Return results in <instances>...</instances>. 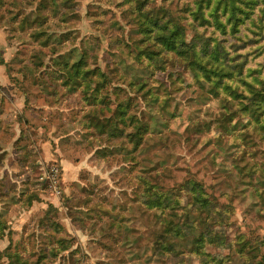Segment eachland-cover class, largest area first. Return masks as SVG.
Here are the masks:
<instances>
[{
	"label": "rangeland",
	"instance_id": "rangeland-1",
	"mask_svg": "<svg viewBox=\"0 0 264 264\" xmlns=\"http://www.w3.org/2000/svg\"><path fill=\"white\" fill-rule=\"evenodd\" d=\"M38 1L0 0V208L6 222L0 251L18 247L34 262L41 248L47 252L51 232L65 250L48 257L46 264H124L127 259L121 253L129 256L135 235L150 230L152 212L138 200L144 202L146 194L136 191L139 176H157L166 187L187 178L201 180L232 231L229 238L236 232L263 234L264 184L259 187L253 180L252 185L249 175L253 168L264 171V144L259 142L254 157L244 145H233L231 132L214 122L220 114L214 96L180 68L151 78L171 93L164 95L167 110L146 103L128 82L112 79V86L132 98L134 116L149 125L141 148L130 151L125 136L98 135L87 119L109 110L86 101L82 87L64 91L51 74L52 57L75 47L86 49L95 56L97 68L113 78L115 67L123 72L121 59L138 67L127 55L136 31L119 0H76L74 18L66 23L49 18L45 23L60 43L52 40L43 48L30 37L34 27L26 23L35 9L30 4ZM104 9L110 15H103ZM116 39L124 53L115 46ZM177 72L186 73L187 79H176ZM108 96L109 107H114L112 88ZM52 170L57 172L55 182L49 177ZM30 196L37 199L27 208ZM112 222L125 226L116 238L105 235L115 231ZM0 264H9L7 257H0Z\"/></svg>",
	"mask_w": 264,
	"mask_h": 264
},
{
	"label": "trees",
	"instance_id": "trees-1",
	"mask_svg": "<svg viewBox=\"0 0 264 264\" xmlns=\"http://www.w3.org/2000/svg\"><path fill=\"white\" fill-rule=\"evenodd\" d=\"M165 1L166 4L160 5L156 0L118 1L136 31L127 55L138 64L137 68L121 59L123 72L115 67L111 78L97 68L93 61L95 56L75 47L52 57L51 74L60 80L64 91L82 87L86 101L107 107L109 114L94 112L86 123L106 138L127 137L129 150L134 152L142 147L149 125L134 116L132 98L123 94L119 86H112V79L128 82L146 103L167 110L169 103L164 95L168 88L151 78L157 72L180 68L216 99L220 107V114L214 120L216 126L231 132L233 145H244L250 157H254L259 142L264 144V56H261L264 54V0ZM76 3V0L31 3L30 9H35L31 20L26 22L34 27L30 37L43 48L52 40L60 43L59 37L52 38L45 23L49 18H58L63 23L74 18ZM102 12L110 15L105 9ZM115 41V46L124 53L119 40ZM60 49L59 46L54 52ZM66 55L71 58L66 59ZM26 67L33 74V69ZM177 75L176 79H187L186 73L177 72ZM44 77L51 80L48 74ZM109 88L117 97L114 107H109ZM121 95L124 98L119 99ZM171 114L175 116L173 111ZM150 178L139 176L136 180V191L146 194L144 202H140L139 197V205L144 203L152 212L150 230L135 235L127 251L129 256L121 253V257L127 259L124 264H154L155 261L162 264H264V233L236 232L229 238L232 231L220 214L214 196L201 180L187 178L166 187L163 179ZM249 179L252 185L254 180L262 187L264 171L260 174L253 168ZM40 184L46 186V182L40 181ZM258 186H254L257 193ZM35 199L37 196L28 197L27 208ZM102 211L109 213L107 209ZM4 216L0 208V239L5 235ZM111 226L115 231L105 235L113 238L123 233L125 227L114 222ZM48 241L47 252L41 248L34 254V262L24 258L18 247L0 251V257H7L9 264H46L48 257H56L59 251L65 250L60 246L63 242L57 243L51 232Z\"/></svg>",
	"mask_w": 264,
	"mask_h": 264
},
{
	"label": "built area",
	"instance_id": "built-area-1",
	"mask_svg": "<svg viewBox=\"0 0 264 264\" xmlns=\"http://www.w3.org/2000/svg\"><path fill=\"white\" fill-rule=\"evenodd\" d=\"M50 176V179L53 181V182H55V179H56V175H57V172H56V170H52V171H50V174H49Z\"/></svg>",
	"mask_w": 264,
	"mask_h": 264
}]
</instances>
